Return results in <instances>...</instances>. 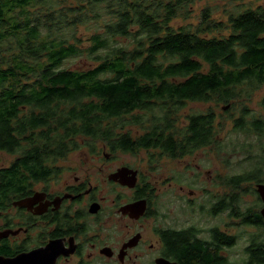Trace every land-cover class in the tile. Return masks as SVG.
<instances>
[{"label": "trees", "instance_id": "16d2710c", "mask_svg": "<svg viewBox=\"0 0 264 264\" xmlns=\"http://www.w3.org/2000/svg\"><path fill=\"white\" fill-rule=\"evenodd\" d=\"M195 2L0 0V151L18 154L0 168V197L9 174L42 173L65 144L154 149L150 169L164 156L222 144L214 110L182 122L187 102L230 104L231 117L240 110L235 130L256 136L260 147L264 117L250 103L264 86V4L238 2L225 20L208 4L196 24L176 25L191 18ZM85 23L97 29L82 49L75 33ZM84 54L95 64L64 67ZM126 125L142 132L123 131Z\"/></svg>", "mask_w": 264, "mask_h": 264}, {"label": "flooded vegetation", "instance_id": "af4514ba", "mask_svg": "<svg viewBox=\"0 0 264 264\" xmlns=\"http://www.w3.org/2000/svg\"><path fill=\"white\" fill-rule=\"evenodd\" d=\"M65 145L42 173L9 174L13 181L0 197V264H264L263 157L250 159V173L217 175L216 192L201 204L188 197L169 206L151 175L129 162L114 165L117 153L133 152Z\"/></svg>", "mask_w": 264, "mask_h": 264}, {"label": "rangeland", "instance_id": "374dc122", "mask_svg": "<svg viewBox=\"0 0 264 264\" xmlns=\"http://www.w3.org/2000/svg\"><path fill=\"white\" fill-rule=\"evenodd\" d=\"M243 2V7H257L264 4V0H196L191 18L183 19L178 18L175 21L176 25L192 23L196 24L199 21L200 11L206 5H211L214 11V17L217 19H226V11L228 8H234L235 4ZM97 28L92 24L86 23L79 26L75 36L80 38L82 43L77 44L82 49L89 43L91 33ZM71 43H75L74 39H70ZM94 59L86 54L72 57L65 61L64 67L72 69L88 68L94 65ZM264 96V86L254 94V99L250 103L253 110L252 113L264 117V108L260 105V100ZM230 104L216 103V102H187L186 106L180 112V119L182 122L186 114H193L205 112L212 109L217 115V128L219 130L218 139L222 143L207 148H202L192 155H187L183 159H173L162 157L157 167L153 170L149 168V157L151 152L140 150L137 153L126 154L117 153V161L114 165L120 162L136 164L142 172L149 176V182L156 186L158 190V199L164 205L169 206H182L183 203L187 204V198L192 199L191 205H198L202 203V197L213 196L217 188V175L221 176L234 175L237 173L250 172L256 164L250 160L251 158L257 159L263 157L257 162V165L264 168V143L260 144L259 139L254 136H246L245 134L235 130L233 118L240 114V110H232L234 117L231 114L227 115L225 109L229 108ZM130 130L132 133L138 135L142 132L141 128L136 126L126 125L123 131ZM252 143V144H251ZM72 155L85 156V152L75 153ZM18 154L0 151V167L7 166L17 158ZM152 172V174H151ZM177 181L178 185L171 186L169 182ZM168 182V183H167ZM179 185L185 186V197L181 195L178 190ZM189 190H194V195H188ZM185 200V201H184Z\"/></svg>", "mask_w": 264, "mask_h": 264}, {"label": "water", "instance_id": "95a60500", "mask_svg": "<svg viewBox=\"0 0 264 264\" xmlns=\"http://www.w3.org/2000/svg\"><path fill=\"white\" fill-rule=\"evenodd\" d=\"M127 169H124V171H126ZM137 170H133V173H134V179H136V174H137ZM120 174H122V171L121 170H119V172L118 173H115V174H113L112 176H111V178H114V179H117V176L118 175H120ZM134 185V182H132L131 184H130V186H133Z\"/></svg>", "mask_w": 264, "mask_h": 264}]
</instances>
